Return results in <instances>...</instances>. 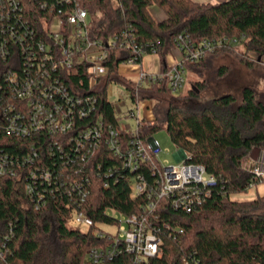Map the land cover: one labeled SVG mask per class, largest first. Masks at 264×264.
Masks as SVG:
<instances>
[{"label":"trees","instance_id":"trees-1","mask_svg":"<svg viewBox=\"0 0 264 264\" xmlns=\"http://www.w3.org/2000/svg\"><path fill=\"white\" fill-rule=\"evenodd\" d=\"M121 3L88 0L92 36L108 40L130 32L138 44L145 45L147 54L160 56L162 74L169 70L166 55L184 34L190 35L193 43L204 38L237 37L246 52L255 53L259 60L264 56V0ZM152 6L161 8L165 18L156 20ZM24 14L32 20V14ZM32 24L36 32L22 43L9 40L6 58L0 57V156L13 158L17 171L0 176V242L7 251L0 264H85L90 250L110 242L109 237L96 234L101 224H116L121 215L139 213L154 199L147 192H133L140 176L151 187L156 184L158 173L153 164L126 165L108 144L111 127L125 145L137 138L147 142L152 132L166 128L174 144L185 152L184 161L203 165L207 174L216 178L208 187L210 193L191 209L172 206L166 198L156 200L159 218L152 221L163 238V250L149 264H264V212L260 211L264 195L253 200L232 199V195L264 182L245 171L242 160L254 147L264 150V102L257 99L255 89L244 87L239 101L229 93L202 103L197 85L188 95L176 96L165 76L134 83L119 75L120 63L132 55L120 45L109 50L105 59L108 72L93 86L85 63L57 68L50 58L44 60L37 53L43 35L41 28ZM224 49L230 48L186 61V71L210 65L214 54ZM143 58L139 54L137 61L142 63ZM39 66L46 73L44 83L48 79L66 89V96L53 90L54 101L47 102L58 127L44 120L42 127L18 134L7 128L9 121L3 113L14 103L8 117L14 116L18 125L26 123L21 115L28 109L15 99L14 90L20 86L17 82L39 77ZM225 71L222 67L220 73ZM12 74H16V81ZM111 82L123 83L134 101L155 98V108L162 102L158 95L167 94L163 119L156 113L153 120H143L136 133L124 128L107 93ZM68 119L75 120L73 128L61 131L59 127ZM94 126L101 127V136L94 132L86 136L85 131ZM77 209L86 210L94 223L84 232L69 226ZM131 256L123 250L105 264H128Z\"/></svg>","mask_w":264,"mask_h":264},{"label":"built area","instance_id":"built-area-1","mask_svg":"<svg viewBox=\"0 0 264 264\" xmlns=\"http://www.w3.org/2000/svg\"><path fill=\"white\" fill-rule=\"evenodd\" d=\"M115 1H119V5L122 6L121 0ZM87 3L88 0H0V57L6 58L9 40L14 43L19 41L22 43L28 38V34L33 35L36 30L32 23L35 22L36 26L41 28L40 32L43 35L42 39L38 41L37 53L40 52L44 60L50 58L53 67H66L69 69L74 67L77 62H83L87 65L90 82L95 86L98 82L97 80L105 77L108 72V67L105 66V59L109 56V50L120 45L125 50L132 52L131 57L120 63V65L138 68L139 78L135 81L136 83L143 84L149 78L162 79L165 76L171 91L178 93L186 84L184 76L186 61H197L207 53L218 50V48H231L235 43H240L237 37L204 38L198 43H193L190 40V35H180L177 38L176 47L182 51L181 59L173 65H168L169 70L163 74L161 72L152 73L140 69L141 63L137 61V58L139 54L146 56L145 45L138 44L131 37L130 32L123 31L108 40L92 36L91 13L88 11ZM60 5L63 6L60 7ZM25 12L32 14V20L25 16ZM23 27L27 28V30ZM48 50H52L53 53L47 52ZM31 51H34V49ZM41 68L42 66H39V77L34 79L30 78V76L21 80V82H17L16 84L20 86L17 90H14L15 99L23 101L28 109L26 110L27 114L21 115L23 119H26V123L18 125L14 116L10 115L8 117V111H12L15 108L14 103H9L3 113V117L8 118L7 121H9L7 128L18 134L28 133L32 127L35 129L42 127L44 120H47L50 124L52 123L51 126H54L55 129L58 127L55 114L47 106V102L53 103V90L66 96V89H64V85H58L48 79L44 83L46 73ZM11 77L14 81L17 80L16 74H12ZM44 84L49 86H44ZM109 98L115 105V100L110 96ZM78 100L82 101L80 97ZM136 104L138 108L139 101H136ZM115 109H117V113L121 117L122 110L116 105ZM139 110V108L136 111L130 109L124 112V119L122 118L119 121L121 125L127 130H133L136 133L138 126L145 123L140 120ZM79 114L83 115L84 110L80 109ZM61 115H65V113L61 111ZM128 118H137L136 129H132L130 125L125 123ZM74 121L73 119H68L59 128L61 131L69 130L73 128ZM100 128V126H94L90 131L87 129L85 135L90 136L94 132L95 135L100 137ZM109 143L111 148L124 158L126 165L137 167L143 161H149L153 164V169L158 173L157 182L151 187L144 177H139V181L133 185V192L136 194L147 192L149 197H154V199L143 206L139 213L121 215L116 224L110 225L117 226L115 232L106 231L102 227L96 229L98 237L107 236L110 242L104 247L100 246L90 250L89 260L94 264H105L106 261L112 260L115 255L126 250L132 255L128 264H149L151 258L161 255L163 250V238L158 233L159 228L152 221V218H159L156 200L166 198L169 199L172 206L191 209L202 201L204 195L210 193L208 187L216 182V178L208 175L203 165L186 163L184 161L185 155L180 162L169 163L166 161L164 164L161 163L158 160V155L162 150L156 140L144 142L142 139L137 138L128 145L121 144L118 133L111 127ZM242 160L245 171L264 181L263 149L252 148ZM16 172L13 158L0 156V176L6 173L15 174ZM48 175L46 172V177ZM29 188L30 185H28ZM74 221L78 224H85L88 227L94 225L92 218L84 209L75 211ZM5 253H7L5 244L1 246L0 242V258Z\"/></svg>","mask_w":264,"mask_h":264},{"label":"rangeland","instance_id":"rangeland-1","mask_svg":"<svg viewBox=\"0 0 264 264\" xmlns=\"http://www.w3.org/2000/svg\"><path fill=\"white\" fill-rule=\"evenodd\" d=\"M152 12L156 20L165 18V12L158 6H152ZM214 58L209 61L210 65H196L191 70H187L184 74L186 78L185 87L178 91L175 95H188L190 89L196 86L200 94V101L206 103L213 97H220L223 94H235L238 101L241 99L244 87L251 86L256 91L257 99L264 102V56L259 60L257 55L253 52H246L242 43H235L230 49H224L214 54ZM252 62V66L247 64ZM205 66V67H204ZM222 67L226 68L224 73H220ZM123 77V76H122ZM124 78V77H123ZM125 79V78H124ZM126 80V79H125ZM130 81V80H129ZM201 83L205 84V88L201 89ZM201 89V90H200ZM108 95L115 100V105L122 110L121 119L125 117L124 112L134 109H140V118L145 121L153 120L156 113H160V119L164 117L165 106L167 104V94H159L158 97L162 102L154 107L157 100L155 98H142L139 100L137 108L136 101L133 100L129 90L123 83L111 82L108 85ZM124 116V117H123ZM125 123L131 124L133 129H136L137 122L130 118ZM124 123V124H125ZM151 142L158 141L162 152L158 155V160L161 163L168 161L169 163H177L181 161V150L171 139L166 128L158 129L151 133ZM259 195H264V182L250 187L247 192H239V194L232 195V199L239 200H253ZM264 212V207L260 209ZM102 228L109 232H115L117 226L101 224ZM69 226L77 228L83 232L88 230L87 225L78 224L70 221ZM85 264L91 263L87 258Z\"/></svg>","mask_w":264,"mask_h":264},{"label":"crops","instance_id":"crops-1","mask_svg":"<svg viewBox=\"0 0 264 264\" xmlns=\"http://www.w3.org/2000/svg\"><path fill=\"white\" fill-rule=\"evenodd\" d=\"M196 2L199 3H216L219 1H223V0H194ZM182 57V51L180 49H178L177 47L172 48L171 52H169L166 55V64L167 65H173L174 63H176V61L180 60ZM161 60H160V56L158 54L155 53H148V55H146L141 63V68L142 70L145 71H150L152 73H160L161 72ZM119 75L123 76L126 80H130L132 82H135L138 80L139 78V70L137 67H131V66H127V65H120V70H119ZM140 112V110H139ZM129 119V118H128ZM126 119V121L128 120ZM135 122H137V118L135 119ZM140 120H144L141 119ZM138 124V122H137ZM130 127L132 128L131 124ZM133 129V128H132ZM149 141H151V139L149 138ZM185 152L183 150H181V156L182 158L184 157ZM181 158V159H182Z\"/></svg>","mask_w":264,"mask_h":264}]
</instances>
